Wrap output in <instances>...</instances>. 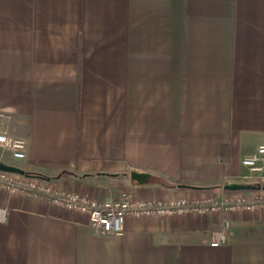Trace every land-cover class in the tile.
<instances>
[{"label":"crops","instance_id":"crops-1","mask_svg":"<svg viewBox=\"0 0 264 264\" xmlns=\"http://www.w3.org/2000/svg\"><path fill=\"white\" fill-rule=\"evenodd\" d=\"M3 124L27 141L8 163L99 202L252 185L242 161L264 144V0H0ZM0 208V264H264V209L128 216L101 237L47 200L0 189ZM225 221L229 240L209 246Z\"/></svg>","mask_w":264,"mask_h":264},{"label":"built area","instance_id":"built-area-1","mask_svg":"<svg viewBox=\"0 0 264 264\" xmlns=\"http://www.w3.org/2000/svg\"><path fill=\"white\" fill-rule=\"evenodd\" d=\"M27 141L13 136L9 127L0 126V164L11 159L19 162L26 159ZM242 165L249 170L244 177L253 186H264V144L260 145L254 155L246 157ZM18 167V166H17ZM0 189L13 196H30L49 201L53 206L70 212H78L88 216L89 224L97 235L119 236L124 232L126 217L136 218L143 216L169 217L198 215L206 216L210 213L225 212H253L264 209V190H249L228 192V196L215 198L209 196L199 200L188 198L168 201H144L130 197L106 199L97 201L87 195L75 192H66L51 187V183L35 175H18L0 170ZM8 209L0 208V223L7 220ZM231 225L225 221L218 229L212 231V240L209 246L219 247L229 240Z\"/></svg>","mask_w":264,"mask_h":264},{"label":"water","instance_id":"water-1","mask_svg":"<svg viewBox=\"0 0 264 264\" xmlns=\"http://www.w3.org/2000/svg\"><path fill=\"white\" fill-rule=\"evenodd\" d=\"M0 170L7 172V173H14L18 175H27L25 174V171L22 170L21 168L13 165H8L6 163H1L0 164ZM131 179L135 181L136 183L139 184H145V182H148L150 179V176L146 173H141L138 171H132L131 172ZM224 188L227 191L235 192V191H249V190H259L263 189L264 186H253V185H246L238 182H227L224 184Z\"/></svg>","mask_w":264,"mask_h":264},{"label":"trees","instance_id":"trees-1","mask_svg":"<svg viewBox=\"0 0 264 264\" xmlns=\"http://www.w3.org/2000/svg\"><path fill=\"white\" fill-rule=\"evenodd\" d=\"M27 175H30V174H27ZM35 176H39V177H41V178H44L43 176H40V175H35Z\"/></svg>","mask_w":264,"mask_h":264}]
</instances>
